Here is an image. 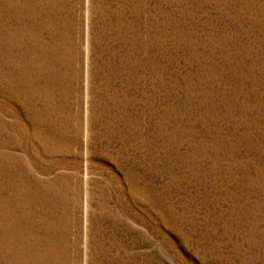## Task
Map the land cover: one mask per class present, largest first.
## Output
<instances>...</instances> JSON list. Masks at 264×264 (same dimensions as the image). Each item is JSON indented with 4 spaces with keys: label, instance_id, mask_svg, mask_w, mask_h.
I'll use <instances>...</instances> for the list:
<instances>
[{
    "label": "rangeland",
    "instance_id": "374dc122",
    "mask_svg": "<svg viewBox=\"0 0 264 264\" xmlns=\"http://www.w3.org/2000/svg\"><path fill=\"white\" fill-rule=\"evenodd\" d=\"M0 264H264V0H0Z\"/></svg>",
    "mask_w": 264,
    "mask_h": 264
}]
</instances>
